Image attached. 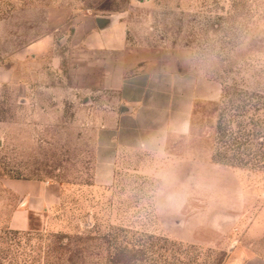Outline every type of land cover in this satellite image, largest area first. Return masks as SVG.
Returning <instances> with one entry per match:
<instances>
[{
	"label": "rangeland",
	"instance_id": "1",
	"mask_svg": "<svg viewBox=\"0 0 264 264\" xmlns=\"http://www.w3.org/2000/svg\"><path fill=\"white\" fill-rule=\"evenodd\" d=\"M117 15L129 22L132 41L150 48L147 57L158 49L160 62L179 70L190 63L221 86L219 100L195 105L190 137L178 149L264 176V0H0V40L19 31L29 39L36 21L40 38L51 19L72 28L83 16ZM0 64L10 65L1 56ZM38 64L44 103L32 111L20 112L14 87H0V264H234L264 254V180L256 213L230 248L159 236L154 184L134 166L121 167L110 193L92 188L91 116L69 99L49 102L44 91L62 79L71 84L73 65L56 77L45 59ZM7 179L59 183L66 196L32 217L30 231L13 232L8 221L24 200Z\"/></svg>",
	"mask_w": 264,
	"mask_h": 264
},
{
	"label": "crops",
	"instance_id": "2",
	"mask_svg": "<svg viewBox=\"0 0 264 264\" xmlns=\"http://www.w3.org/2000/svg\"><path fill=\"white\" fill-rule=\"evenodd\" d=\"M98 17L114 21L101 30L97 17L83 16L72 28L64 20L53 25L51 19L47 34L40 38L36 21L31 23L29 39L23 40L20 31L4 36L0 56L10 65L0 64V87H14V101L20 112L27 113L44 103L38 94L42 85L36 80L39 61L45 59L56 77L57 70H66L71 63V84L62 79L46 85L44 91L49 102L69 99L91 116L92 188L110 193L121 167L134 166L135 174L154 184L153 224L159 236L212 248L237 245L247 217L256 213L264 176L197 159L176 146L190 137L195 105L220 99V84L193 71L190 63L188 69L179 70L177 63L160 62L158 49L147 57L150 48L132 41L123 16ZM161 166L177 177L182 192L179 207L162 206L155 196ZM4 183L24 200L8 221V229L18 233L30 231L31 218L51 212L67 191L51 181L7 179ZM234 264H264V254Z\"/></svg>",
	"mask_w": 264,
	"mask_h": 264
},
{
	"label": "clouds",
	"instance_id": "3",
	"mask_svg": "<svg viewBox=\"0 0 264 264\" xmlns=\"http://www.w3.org/2000/svg\"><path fill=\"white\" fill-rule=\"evenodd\" d=\"M158 187L155 196L162 206L179 207L182 200V192L179 189L178 180L170 168L161 166L156 173Z\"/></svg>",
	"mask_w": 264,
	"mask_h": 264
},
{
	"label": "water",
	"instance_id": "4",
	"mask_svg": "<svg viewBox=\"0 0 264 264\" xmlns=\"http://www.w3.org/2000/svg\"><path fill=\"white\" fill-rule=\"evenodd\" d=\"M113 21L114 18H101V17L96 18V24L98 28L101 30L107 28Z\"/></svg>",
	"mask_w": 264,
	"mask_h": 264
}]
</instances>
